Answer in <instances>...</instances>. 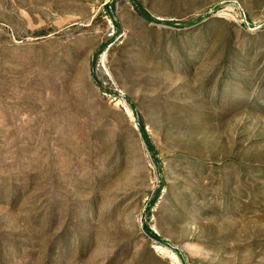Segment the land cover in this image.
Masks as SVG:
<instances>
[{
    "label": "rangeland",
    "instance_id": "1",
    "mask_svg": "<svg viewBox=\"0 0 264 264\" xmlns=\"http://www.w3.org/2000/svg\"><path fill=\"white\" fill-rule=\"evenodd\" d=\"M0 264H264V0H0Z\"/></svg>",
    "mask_w": 264,
    "mask_h": 264
}]
</instances>
